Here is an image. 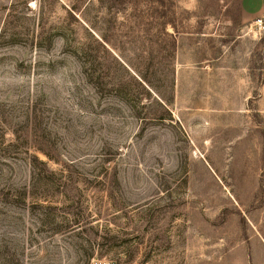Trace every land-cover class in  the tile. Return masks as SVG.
Masks as SVG:
<instances>
[{"label":"rangeland","instance_id":"obj_1","mask_svg":"<svg viewBox=\"0 0 264 264\" xmlns=\"http://www.w3.org/2000/svg\"><path fill=\"white\" fill-rule=\"evenodd\" d=\"M264 0H0V264H264Z\"/></svg>","mask_w":264,"mask_h":264},{"label":"built area","instance_id":"obj_2","mask_svg":"<svg viewBox=\"0 0 264 264\" xmlns=\"http://www.w3.org/2000/svg\"><path fill=\"white\" fill-rule=\"evenodd\" d=\"M259 27H260V29H264V23L261 22V23L259 24Z\"/></svg>","mask_w":264,"mask_h":264}]
</instances>
